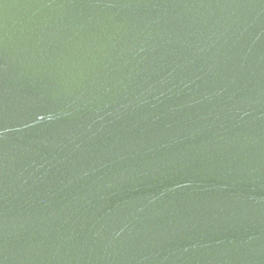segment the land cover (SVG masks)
<instances>
[{
	"label": "water",
	"instance_id": "95a60500",
	"mask_svg": "<svg viewBox=\"0 0 264 264\" xmlns=\"http://www.w3.org/2000/svg\"><path fill=\"white\" fill-rule=\"evenodd\" d=\"M0 264H264V0H0Z\"/></svg>",
	"mask_w": 264,
	"mask_h": 264
}]
</instances>
